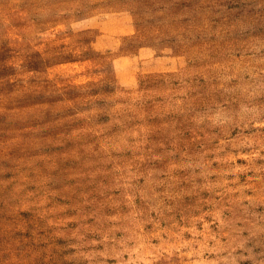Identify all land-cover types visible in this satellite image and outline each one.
<instances>
[{
    "label": "rangeland",
    "instance_id": "1",
    "mask_svg": "<svg viewBox=\"0 0 264 264\" xmlns=\"http://www.w3.org/2000/svg\"><path fill=\"white\" fill-rule=\"evenodd\" d=\"M0 264H264V0H0Z\"/></svg>",
    "mask_w": 264,
    "mask_h": 264
}]
</instances>
